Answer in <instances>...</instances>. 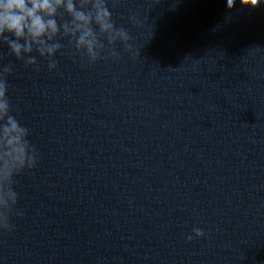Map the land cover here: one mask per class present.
Masks as SVG:
<instances>
[{
	"label": "clouds",
	"instance_id": "1",
	"mask_svg": "<svg viewBox=\"0 0 264 264\" xmlns=\"http://www.w3.org/2000/svg\"><path fill=\"white\" fill-rule=\"evenodd\" d=\"M262 0H239L245 7H259ZM237 0H226L231 10ZM63 10L64 16H60ZM139 26L136 15L130 18ZM63 32L71 37L73 57L82 64H94L101 59H121L116 45L133 53L129 30L118 27L112 18L107 0H0V40L7 43L12 55L23 60L26 68L39 70L38 57L47 60L49 71L56 70L57 53L63 47L52 42ZM101 34L104 40H101ZM25 54H28L25 56ZM12 66L0 67V177L12 175L15 167L35 165L36 152L27 139L28 129L11 114L7 78ZM197 234H202L199 229Z\"/></svg>",
	"mask_w": 264,
	"mask_h": 264
}]
</instances>
